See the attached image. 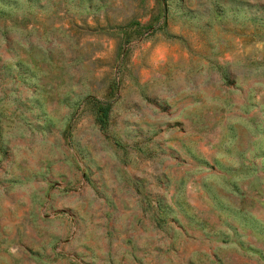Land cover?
<instances>
[{"label": "rangeland", "instance_id": "rangeland-1", "mask_svg": "<svg viewBox=\"0 0 264 264\" xmlns=\"http://www.w3.org/2000/svg\"><path fill=\"white\" fill-rule=\"evenodd\" d=\"M0 264H264V0H0Z\"/></svg>", "mask_w": 264, "mask_h": 264}, {"label": "trees", "instance_id": "trees-1", "mask_svg": "<svg viewBox=\"0 0 264 264\" xmlns=\"http://www.w3.org/2000/svg\"><path fill=\"white\" fill-rule=\"evenodd\" d=\"M100 103L98 106V113L96 115V121L100 127H105L108 120V113L110 109V102H101L100 100H95Z\"/></svg>", "mask_w": 264, "mask_h": 264}]
</instances>
